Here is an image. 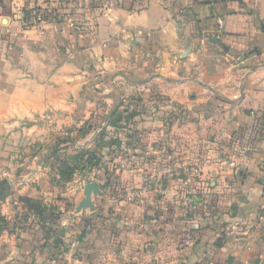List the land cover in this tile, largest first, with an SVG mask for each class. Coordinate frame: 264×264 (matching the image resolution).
I'll return each instance as SVG.
<instances>
[{"label": "crops", "instance_id": "1", "mask_svg": "<svg viewBox=\"0 0 264 264\" xmlns=\"http://www.w3.org/2000/svg\"><path fill=\"white\" fill-rule=\"evenodd\" d=\"M88 1L0 0V264H264V0Z\"/></svg>", "mask_w": 264, "mask_h": 264}, {"label": "built area", "instance_id": "2", "mask_svg": "<svg viewBox=\"0 0 264 264\" xmlns=\"http://www.w3.org/2000/svg\"><path fill=\"white\" fill-rule=\"evenodd\" d=\"M49 1L54 3L57 6L53 9V11H50V12L44 9H34V12L31 15V17L36 24L39 25L45 22L48 15L53 16V18L58 21L64 18L70 17L72 14L71 5H73L75 1H78V0H49ZM81 1H84V0H81ZM219 24L223 25V21H220ZM78 29L79 31H84V30H87V27L86 25H84V26L79 27ZM145 190L146 188L142 191L134 192L131 196L132 199H134L135 201H139L141 203L144 200ZM260 214H261L262 219L264 220V193H263V203L260 209ZM255 228H256V225L254 224L249 226L250 230H254Z\"/></svg>", "mask_w": 264, "mask_h": 264}, {"label": "trees", "instance_id": "3", "mask_svg": "<svg viewBox=\"0 0 264 264\" xmlns=\"http://www.w3.org/2000/svg\"><path fill=\"white\" fill-rule=\"evenodd\" d=\"M91 1V0H89ZM237 1H245V0H237ZM195 2L197 4H200V5H207V6H213V5H216V4H220V3H224V2H227V0H202L200 3L198 0H195ZM264 120H261L259 119L256 123V130H261V131H264V123H263ZM85 157V153H82L81 155V158H84ZM94 165H98V163H93ZM84 170V169H83ZM24 202H26L28 204V206L35 212H37L38 214H43L42 212V206L41 204H39V202H34L30 199H24Z\"/></svg>", "mask_w": 264, "mask_h": 264}, {"label": "water", "instance_id": "4", "mask_svg": "<svg viewBox=\"0 0 264 264\" xmlns=\"http://www.w3.org/2000/svg\"><path fill=\"white\" fill-rule=\"evenodd\" d=\"M92 188H94V186L93 185H89L87 189H88V191H90V189H92ZM88 203L89 202H87L86 204H88Z\"/></svg>", "mask_w": 264, "mask_h": 264}, {"label": "rangeland", "instance_id": "5", "mask_svg": "<svg viewBox=\"0 0 264 264\" xmlns=\"http://www.w3.org/2000/svg\"><path fill=\"white\" fill-rule=\"evenodd\" d=\"M79 1V0H78ZM199 1V3L202 1V0H198ZM76 2V1H75ZM88 2H91V1H88Z\"/></svg>", "mask_w": 264, "mask_h": 264}]
</instances>
